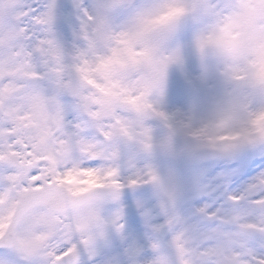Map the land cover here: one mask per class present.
<instances>
[{
  "label": "snow or ice",
  "instance_id": "obj_1",
  "mask_svg": "<svg viewBox=\"0 0 264 264\" xmlns=\"http://www.w3.org/2000/svg\"><path fill=\"white\" fill-rule=\"evenodd\" d=\"M123 8L131 9L132 5L125 0H101L95 16L87 17L94 22L89 37L82 23L77 30L81 13L86 11L83 0H71L67 6L60 0H0V264H137L149 257H154L151 264H168L164 253L170 248L175 249L182 264H190L184 259L191 251L187 247L189 229L199 231L208 253L215 250L216 243L231 242L234 264H264V173L243 193L226 195L223 205L199 207L194 216L205 221L203 227L190 223L179 211L162 223L157 222L150 216L151 210L146 209L142 215L149 230L143 240L136 241L129 235L121 203L108 221L111 231L107 236L99 234L105 237L103 246L87 247L93 240L91 235L83 240L75 237L74 232H85L89 224L98 220L91 207L93 197L69 194L70 190L63 186V169L59 174L54 172V152L48 157L53 168L44 167L35 149L45 137L32 142L26 136L27 113L21 110L19 102L27 97L25 102L31 104L38 97V115L42 119H47V104L57 103V126L66 125L71 129L69 135L79 139L81 161L90 165L98 162L101 153L91 151L93 142L86 134L84 122L54 94H69L71 89L64 76L69 69L80 71L83 66L69 64L66 56L75 52L83 64L90 63L76 43L81 35L88 39L89 49H95L98 43L108 49L106 54L96 56L97 67L109 68L115 63L124 70H142L141 79L131 89L127 85L121 87V92L127 91L129 95L121 96L120 103L128 105L138 116L161 121L171 130L170 142L177 134L170 121L177 117L164 111L161 102L166 96L170 68L182 63L183 55L179 47L158 54V44L150 38L154 30L166 29L171 33L186 16L202 13L207 24L196 31L193 40L201 60L211 50L222 64L218 71L228 81L246 85L249 90L264 91V0H199L191 7L187 0H157L135 7L128 22L116 31L112 16ZM64 11L71 20V36L67 40L57 28ZM50 51L54 58L49 56ZM84 79L95 83L86 75ZM116 84L120 86V81ZM137 88L138 96H131ZM153 92L158 94L157 101L149 99ZM100 115L95 111L89 113L93 118ZM117 123L129 140L134 139L128 132L130 124L120 122L119 117ZM185 127L188 130L184 135L201 141L198 148L213 152L227 154L248 147L264 148V105L257 109L255 104L231 100L212 119L198 126L187 122ZM210 130L216 135H208ZM140 132L145 137L143 148L151 150L153 128L141 127ZM101 134L107 137L110 132L101 130ZM80 166L81 162H73V168ZM116 172V168H110L105 175L112 177ZM158 180L152 167L143 179L137 174L126 181L112 180L114 198L120 199L126 188ZM84 206L89 207L88 217L71 223L68 209ZM242 207L248 214H240ZM174 222L187 227L172 232ZM159 232H167L163 244L152 235ZM249 233H257L259 241L249 239Z\"/></svg>",
  "mask_w": 264,
  "mask_h": 264
},
{
  "label": "clouds",
  "instance_id": "obj_2",
  "mask_svg": "<svg viewBox=\"0 0 264 264\" xmlns=\"http://www.w3.org/2000/svg\"><path fill=\"white\" fill-rule=\"evenodd\" d=\"M100 2L101 0H83L86 11L81 13L82 20L78 22L77 30L80 31V24L82 23L84 25L83 31H86L89 37L92 36L94 22L88 20L87 17L89 15L95 16L96 7ZM198 2L199 0H187L190 7ZM125 3L132 5V8L128 9V15L119 18L118 13L121 10L119 9L112 16L111 24L116 31H119L128 22L131 11L140 6L132 0H125ZM183 20H190L196 31L204 28L207 24L206 17L198 11L186 16ZM176 29L171 33L166 29H156L150 33V38L158 44V54L163 55L179 47L183 55V49L177 41ZM76 43L78 48L85 52V58L90 63L83 64V61L75 55V52L71 56H66V61L69 64H82L83 66L80 71L69 69L65 74L64 79L69 82L71 89L69 94H60L58 91L54 94L59 95V99L65 105L71 106L74 115L84 122L88 129L86 134L93 142L91 151L101 153L98 162L90 165L81 161L78 150L80 148L79 139L69 135L71 129L66 125L57 126L55 119L58 113L57 103L49 102L47 104L45 109L47 119H42L38 115L40 112L38 97H34L31 104L25 102L27 97L19 103L21 110L27 113L25 118L27 121L26 136L32 142L39 141L40 136L45 137L35 149V153L41 158L44 167L53 168L52 160L48 157L50 153L54 152L56 159L54 172L59 174L63 169V186L70 190L69 194L80 197L92 195L91 207L95 209L98 220L96 223L89 224L85 232L77 231L74 232V235L78 240L87 239L91 235L93 240L87 247H101L104 245L105 237H101L99 234L103 232L107 236L111 231L108 221L122 203V195L120 199L114 198L116 189L111 181H126L128 177L137 174H140L141 179H143L148 168H154L159 175V180L141 185L147 186L149 190L151 198L147 207L151 210L150 216L157 222L162 223L166 217L172 216L178 211V202L184 185L172 172L161 166V161L170 153L191 156L193 155V148H198L197 145L201 141L184 135L183 133L188 129L185 127V123L180 122L181 118L177 117L174 121H170L173 127L177 129V134L171 137V142L169 141L171 130L163 124L159 134L153 132L152 148L146 151L142 143L145 137L141 134L140 128L145 126L153 128L157 120L150 116H138L130 110L128 105L120 103L121 96L129 95L127 91L121 92V87L127 85L131 89L141 79L142 70L131 67L124 70L115 63L109 68L97 67L96 56L101 53L106 54L108 49L100 43L97 44L95 49H89L88 39L82 35ZM196 53L200 57L197 51ZM49 56L54 58V53L50 51ZM137 58L139 59V56ZM125 59L127 58L125 57ZM202 63L210 71H218L222 67L219 58L211 50L206 53ZM85 75L94 80L95 83H88L84 79ZM116 81H120V86H117ZM97 85L100 87H97ZM130 94L133 97L138 96L139 89L131 91ZM149 99L157 101L159 99L158 94L153 92ZM93 111L100 112V117L93 118L89 116V113ZM214 116L215 114L209 116L207 120L212 119ZM117 117L120 118V122L131 125L128 132L134 139L129 140L119 128ZM190 123L193 126H198L202 122ZM101 130L109 131L110 135L105 137L101 134ZM208 135L214 136L216 132L210 130ZM181 136L183 137L182 142L180 141ZM74 161L81 162V166L73 168ZM110 168L117 169L116 174L112 177L105 175V172ZM67 215L70 222L75 224L77 220H84L88 217L89 207H70ZM181 215L184 216L182 213ZM189 222H196L201 227L205 225V221L199 216H193ZM186 227L187 225L174 222L171 231H180ZM152 235L155 239L160 240L162 244L167 239V232L153 233ZM186 235L188 237L187 247L191 251L184 259L189 260L190 264H234V245L231 242L216 243L213 245L215 250L208 253L203 248L199 231L189 229ZM164 255L168 259V264H182V260L176 254L174 248H170ZM153 258L139 260L137 264H151Z\"/></svg>",
  "mask_w": 264,
  "mask_h": 264
},
{
  "label": "rangeland",
  "instance_id": "obj_3",
  "mask_svg": "<svg viewBox=\"0 0 264 264\" xmlns=\"http://www.w3.org/2000/svg\"><path fill=\"white\" fill-rule=\"evenodd\" d=\"M137 5H148L157 0H132ZM62 5H70L71 0H60ZM128 9L119 11L118 17L128 15ZM64 39H70L71 20L67 11L57 25ZM196 28L190 20H181L176 29L177 41L183 49V60L170 68L166 96L161 107L169 114L181 118V123L203 122L217 114L231 100L255 104L258 109L264 105V91L249 90L246 85L228 81L219 71H210L197 55L193 40ZM163 123L153 125L159 134ZM183 141V137H180ZM196 148H193V150ZM161 166L178 177L184 187L178 202V211L192 219L196 210L205 205H223L226 195L243 193L257 177L264 173V148L248 147L227 153L225 158L210 164L198 165L190 156L170 153L161 161ZM145 185L126 188L122 193L125 207V222L129 235L136 241L143 240L149 230L142 215L150 200ZM240 214H248L243 207ZM260 213L257 212V219ZM249 239L259 241L257 233H249Z\"/></svg>",
  "mask_w": 264,
  "mask_h": 264
},
{
  "label": "water",
  "instance_id": "obj_4",
  "mask_svg": "<svg viewBox=\"0 0 264 264\" xmlns=\"http://www.w3.org/2000/svg\"><path fill=\"white\" fill-rule=\"evenodd\" d=\"M192 157L195 161L205 163V162L213 161V160H216V159L222 157V154L217 153V152H213L211 150L199 149V150L193 151Z\"/></svg>",
  "mask_w": 264,
  "mask_h": 264
}]
</instances>
